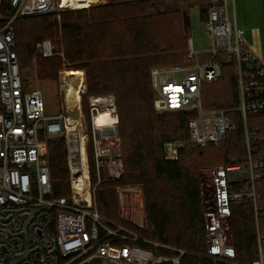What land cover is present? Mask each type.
<instances>
[{
    "label": "built area",
    "instance_id": "1",
    "mask_svg": "<svg viewBox=\"0 0 264 264\" xmlns=\"http://www.w3.org/2000/svg\"><path fill=\"white\" fill-rule=\"evenodd\" d=\"M4 4L8 7L6 14L2 12ZM231 6L235 10V0H210L205 23L209 48L197 51L190 39L191 63L153 67L151 83L157 109L192 114L189 140L200 147L221 145L228 132L237 127L230 113L239 114L251 181L229 180V171L242 170L239 163L212 170V202L204 209L203 256L215 263L243 264L236 257L232 208L253 203L257 248L252 264H264V208L258 204L261 196L256 189V182L264 174V132L251 127L248 120L250 115L264 118V62L246 42L244 29L231 19ZM59 8H65L62 0H0V264H182L192 252L151 241L100 212L92 194L89 134L72 128L67 110L49 113L40 87L25 86L16 22ZM53 53L51 40L39 43L40 55L50 57ZM232 59L237 66L239 104L205 109L204 86L218 82L223 76L222 63ZM61 135L67 142L69 179L74 191L68 197L54 195L50 162L44 152V140ZM112 148L105 151L95 140L93 151L100 182L102 169L109 166L104 154L111 153ZM182 148L179 140L167 141L166 159L177 160ZM85 165L90 170V200L84 199L76 186ZM120 175L118 172L116 176Z\"/></svg>",
    "mask_w": 264,
    "mask_h": 264
},
{
    "label": "trees",
    "instance_id": "2",
    "mask_svg": "<svg viewBox=\"0 0 264 264\" xmlns=\"http://www.w3.org/2000/svg\"><path fill=\"white\" fill-rule=\"evenodd\" d=\"M143 2H150L153 4V8L157 7L154 1L144 0L128 3L112 2L106 5H99L98 7L93 6L90 9L77 10L81 13L89 12L91 19L88 23L89 28L91 24H96L97 26L94 33H88L89 35L84 34L81 22L76 24L67 22V14L70 11L61 13L63 19L61 35L59 28L56 26V19L52 20L47 14L18 20L15 26V33L22 73L25 66L36 54L37 44L45 36V34L44 36L36 34L37 25L39 30H43L50 37L57 38L62 36L65 57H44L41 55L38 61L39 74L44 78L55 79L62 67V59H65L71 64L70 68L72 69H86L90 94L101 96L100 92H113L117 101V110L120 118V137L124 146L125 173L123 172L124 174H122L123 176L121 175V178L119 177L120 179L115 180L114 178L113 181L105 182L102 190L97 193L100 212L112 220L130 227L151 241L192 252L193 254L185 256L182 264H231L215 263L203 256L206 252V234L202 191L203 181L200 170L203 166L214 162L216 157L220 156V153L225 165L231 164V162H245L247 151L243 135V124L238 113H230L231 116L235 117L237 127L235 130L228 132L226 139L221 145L210 144L200 147L191 143L193 147H183L177 160L170 161L166 159L165 143L169 140H177L176 138H171V132L169 131L176 133L185 126L184 128L187 132L185 134H188L189 138L188 122L192 114L179 112V117L175 120L166 119L155 114L153 109L154 90L151 83V67L160 57H157L158 55L152 57V54L158 50H164V52L170 51L171 54L173 53L172 56L174 57H181V55H174L179 49H176L175 45L170 43L162 48L156 40L145 41L143 35L139 38H134L131 43L134 45L133 51L130 49L128 52L130 45L125 44V36L115 49L107 51V49H101L102 47H100L106 39L109 40L108 37L110 36L109 34L107 35L108 29L102 30L106 29V25H109L105 22L112 15L105 11L117 6L116 4L129 6ZM6 11H8V7L7 4H4L2 12L7 13ZM96 11H101V14L95 16ZM173 12L180 14V11ZM134 13L127 14L126 18L129 21L130 19L133 21V23L128 25L135 24L133 18L136 16L133 15ZM32 29H34V33ZM98 29H100L99 32H97ZM89 39L95 40L99 46H96L95 49H86ZM136 42H138L137 45H135ZM121 55L125 57L113 60L114 56ZM177 60H180V58ZM222 67V78L216 83L208 84L219 87L218 98H209L206 101L207 106H205V101L203 100L205 109L208 108L209 102L214 104L222 102L221 98L227 104L219 103L215 108H233L238 105L237 68L235 62L233 59L227 63L223 62ZM78 71L84 92L86 88L85 74L82 70ZM226 84L230 85L231 91L229 93L226 90ZM99 85L102 86V91L98 90L97 87ZM25 86L29 87L27 79H25ZM253 116L262 117L261 115H250L248 120L253 118ZM249 125L262 133L264 132L260 127L250 123ZM199 148H205L206 150ZM230 155L231 157H229ZM89 160L93 184L96 181L95 163L90 147ZM49 162L54 195L57 197H68L70 183L66 178L68 177L69 169L67 165V149L63 140L50 141ZM105 170H103V174H105ZM103 176L105 178V175ZM127 184H142L145 191L143 195L142 190L137 187L120 189L122 210L125 214L131 216L133 221L140 224L145 223V198L148 229H143L135 223L133 224L126 219L119 218L117 214L118 197L116 196L118 195H116L114 186ZM256 189L261 196L258 204L264 208V174L256 182ZM131 199L134 202L132 208V205L130 206ZM231 220L237 249V260L243 264H252L256 258L257 248L253 203L234 205ZM158 251L168 255L175 254L174 251L167 249H158Z\"/></svg>",
    "mask_w": 264,
    "mask_h": 264
},
{
    "label": "rangeland",
    "instance_id": "3",
    "mask_svg": "<svg viewBox=\"0 0 264 264\" xmlns=\"http://www.w3.org/2000/svg\"><path fill=\"white\" fill-rule=\"evenodd\" d=\"M89 1H95V0H89ZM102 1V2H100ZM105 1V2H104ZM116 2L119 3L118 0H99V2L92 3L91 6L85 7L82 9H90L91 7L95 6L98 7L99 5H106L108 3ZM153 2V1H151ZM155 2V1H154ZM156 6L157 3L155 2ZM117 6L113 8L107 9L105 12L110 13L111 18L106 19L107 24L106 29L102 30H107V35L109 34L110 36L108 39H106L102 46L101 49H107V51H110L111 49H115L116 46H118L125 36L126 43L129 44L130 48H128V52L130 49L133 51V44H131L134 40V38H139L141 35H143V38L145 41H148L150 39L156 40L157 43H160V47H166L167 45L173 44L175 45L176 49H179L176 54L174 55H181V57H174L172 56L171 52H164L163 51H156L153 56L158 55L157 57H160L159 60L157 59L155 61V64H152V67H165V66H171L174 64H190L188 59V51H189V37L192 38V41L194 43V47L197 51H205L206 49L209 48L210 46V40L207 35V31L205 29V18L200 15L199 9L196 8V10L190 12V18L188 17L186 22V27L184 29V22H183V17L182 14H177L172 12H162L160 11L157 7L153 8L152 3H138L134 5H129V6ZM77 10L79 9H73L70 7H65V8H59L57 11L53 13L47 14L48 16L51 17L52 20L56 19V26L60 30V35L62 34V16L61 13L63 11H70L67 14V22L68 23H82V26L84 28L85 34L91 33L93 34L94 31L97 29L96 24H91V27L89 28V22L91 21L90 19V14L89 12L81 13L78 12ZM7 12V11H6ZM97 13L95 16H99L101 14V11H96ZM135 12L133 15L136 17L133 18L135 21L134 25H128L133 23V21L128 18H126L127 14ZM187 13V11H186ZM6 14V13H4ZM44 16V15H43ZM230 16L233 21L236 20L237 25L239 28L244 29L245 34L244 38L249 44H256L258 43L260 46L261 50V56L260 59L264 62V0H235V10L231 6L230 7ZM93 21V19H92ZM188 24V25H187ZM133 29V30H132ZM100 29H98L97 32H99ZM34 33V29H32ZM36 34L43 35L45 34L43 40L49 39L53 42L54 44V53L51 57H65L64 56V49L62 45V36L60 37H50L46 33H44L43 30H39L38 25L36 28ZM188 34V35H187ZM35 35V34H34ZM89 35V34H88ZM42 40V41H43ZM89 39V44H87V48L95 49L96 46H99V44L95 41ZM40 41V42H42ZM39 42V43H40ZM39 43L37 44V52L34 55V57L29 61V63L25 66L23 69V76L25 79L28 80L29 83V88H35V87H40L43 91L44 98L47 104V109L48 112L51 114H56L62 110H68V103L66 100L65 96V87H64V79L68 76L66 75L67 71L69 70H82L84 71L85 78H86V88L83 93V84L81 80V91H80V96H81V104L83 107V126L84 130L89 134L90 137V143L89 147L92 150L93 153V160L95 163V156H94V145H95V140H98L100 144H102L101 139L102 135L100 130L95 129L94 122L92 119V115H98L99 111L96 110L92 105H91V97L95 96L93 94L89 93V85H88V75L86 69H77V68H70L71 64L68 63L65 59H62V67L57 73V76L55 79L53 78H44L39 74L38 70V61L39 57L41 56L39 54ZM122 44V45H125ZM138 42H136L135 45H137ZM148 44V43H145ZM152 49V48H151ZM136 54L135 52H132ZM148 55H151L147 53ZM119 57H125L123 55L121 56H114L113 60L119 58ZM174 57V58H173ZM180 58V60H177ZM177 60V61H176ZM30 64V65H29ZM29 65V66H28ZM236 66V65H235ZM237 68V66H236ZM79 72V71H78ZM66 76V77H65ZM99 91H102L101 88L102 86L99 85L98 87ZM219 87L216 85H208L206 84L203 89V100L205 101V106L206 101L211 98V99H217L218 95L217 93L219 92ZM226 90L231 91L230 85L226 84ZM83 93V94H82ZM99 94H102L101 96H113L115 100V113H117L118 118V110H117V101L116 97L113 92H100ZM154 95V100H153V109L155 111V114L160 116V117H165L166 119H176L179 117V112L176 111H162L156 108V96L155 92L153 93ZM237 98H238V104H239V94L237 90ZM222 102H219L220 104L226 103L225 101L222 100ZM218 102L214 104L213 102L208 103V108L207 109H213L217 107L219 104ZM227 104V103H226ZM143 108V107H140ZM120 120V118H119ZM249 123L256 126L260 127L264 130V118L263 117H256L253 116V118L249 119ZM118 125V145L112 148L111 153L104 154V161H106L109 166H106L102 169L101 175H102V180L100 182L99 177H98V172L95 164V179L94 183L92 184V194H93V199L95 201V204H97L98 208L100 209L98 200H97V193L102 190V187L105 182L108 181H113L114 178L115 180L120 179L124 174V146L121 142V137H120V127H119V122L117 123ZM185 127V126H184ZM179 129L178 132L173 133L171 132L170 136L171 138H176L179 140L182 144L183 147H193L191 144L192 142L188 138V134L186 132L185 128ZM120 139V140H119ZM55 140H63L65 142V146L67 149V142L65 136L61 135L58 137H48L44 140V152L46 157L49 159L50 155V141H55ZM228 141V140H227ZM227 141H225L227 143ZM225 143V144H226ZM216 148V147H214ZM203 149L204 151L206 150L205 148H199ZM220 156L216 157V160L214 162H211L210 165L203 166L200 170L201 174V179H202V191H203V201H204V209L208 207L211 202H212V193H211V173L212 170L219 166V165H225L224 162L222 161V154H219ZM226 156V155H225ZM231 157V155L229 156ZM227 159V158H226ZM236 164L237 162H231V164ZM242 165V170H232L229 171L228 173V178L230 181L235 182V183H240V182H249L251 181V174L249 170L247 169V161H246V156H245V162L244 163H239ZM68 165V164H67ZM112 169L113 172H111L110 168ZM105 170V174H103V170ZM108 171V172H107ZM118 172H121L120 176H116ZM124 172V173H123ZM105 175V178L104 176ZM112 175V176H111ZM70 173L68 174V177L66 180L70 183V188H69V195L71 196L73 194V188H72V183L69 179ZM120 177V178H119ZM91 183H92V178H91ZM140 188L143 192L144 195V185L142 184H127V185H117L114 186V189L116 191V197L117 199V214L119 218L126 219L127 221L132 222L133 220L131 219V216L125 214L122 210V205H121V200H120V189L123 188ZM133 200H130V206L133 204ZM133 205L131 206V208ZM144 207H145V217L147 218L146 214V205H145V198H144ZM130 209V208H129ZM101 210V209H100ZM105 216V215H104ZM107 217V216H106ZM147 223L148 220L146 219ZM118 222V221H116ZM120 223V222H119ZM139 226L140 223L136 222ZM145 224V223H143ZM141 227V226H140ZM148 229V227L146 228Z\"/></svg>",
    "mask_w": 264,
    "mask_h": 264
},
{
    "label": "bare ground",
    "instance_id": "4",
    "mask_svg": "<svg viewBox=\"0 0 264 264\" xmlns=\"http://www.w3.org/2000/svg\"><path fill=\"white\" fill-rule=\"evenodd\" d=\"M89 0H62V7L82 8L91 4ZM66 79H64L65 96L69 109L67 110L69 115V122L72 128L82 130L83 124V107L81 104V80L79 72L69 70L67 71ZM84 93V92H83ZM91 105L99 111L98 115L94 117L95 129L100 130L102 135V145L105 151H110L112 147L118 145V125L119 118L115 113V100L113 96H92ZM86 139V136L84 137ZM120 140V139H119ZM84 159L86 161V147H84ZM90 170L88 165L84 167V175L76 182L77 192L80 193L84 199H91L90 191ZM78 197V196H77Z\"/></svg>",
    "mask_w": 264,
    "mask_h": 264
},
{
    "label": "crops",
    "instance_id": "5",
    "mask_svg": "<svg viewBox=\"0 0 264 264\" xmlns=\"http://www.w3.org/2000/svg\"><path fill=\"white\" fill-rule=\"evenodd\" d=\"M138 1H144V0H118L119 3L138 2ZM151 1H155L157 3V8L162 12L180 11V13L182 14V17H183L184 29L186 27L185 21L187 20L188 17L190 18V12L196 10V8L199 9L201 16L203 13V17L205 18V21H206L207 9H208L209 2H210V0H151ZM95 2H99V0L92 1L91 4H89L86 7L91 6L92 3H95ZM100 2H102V1H100ZM82 8H85V7H82ZM82 8H74V9H82ZM186 11H187V13H186ZM84 34H85V32H84ZM188 37H189V39H192L190 37V35H188ZM248 45L252 48V50L258 56H261V50H260V46L258 43L254 44V45L248 43ZM130 220H133V219L131 218ZM132 222L137 224L135 221H132ZM140 226H141V228L146 229L148 227L147 221H145V224H140Z\"/></svg>",
    "mask_w": 264,
    "mask_h": 264
}]
</instances>
